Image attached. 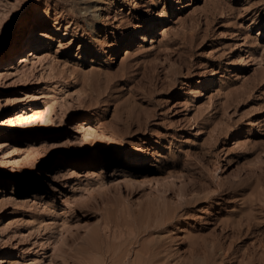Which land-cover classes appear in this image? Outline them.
Instances as JSON below:
<instances>
[{
	"label": "rangeland",
	"instance_id": "obj_1",
	"mask_svg": "<svg viewBox=\"0 0 264 264\" xmlns=\"http://www.w3.org/2000/svg\"><path fill=\"white\" fill-rule=\"evenodd\" d=\"M47 104L0 123V264H264V0H0V122Z\"/></svg>",
	"mask_w": 264,
	"mask_h": 264
},
{
	"label": "bare ground",
	"instance_id": "obj_2",
	"mask_svg": "<svg viewBox=\"0 0 264 264\" xmlns=\"http://www.w3.org/2000/svg\"><path fill=\"white\" fill-rule=\"evenodd\" d=\"M41 15L37 13V15L33 19L40 18ZM42 24L41 19H37L35 24L33 25L34 28L30 30L29 33H31V37L29 41L33 40L34 38H38L41 36V31L38 29L40 25ZM152 25V24H151ZM151 28H153L151 26ZM145 37V34L143 35V38ZM2 41H6L8 39V36L2 37ZM17 37L16 35H11L10 40L11 41H16ZM43 47V46H42ZM41 49V48H40ZM37 56V51L30 50L27 54V56H22L21 61H30V58L36 57ZM25 63V62H24ZM54 104H47L45 108H39L37 106H30V107H22L18 111L14 112L13 114L8 115L7 117L3 118L1 125L2 126H8L11 128H27V127H37L43 122L46 124L50 123V119L48 116L52 112ZM12 124L16 125L13 126ZM82 129H84L87 133H92L94 130L93 126H90V122L84 124L81 126ZM88 142H90L88 140ZM14 154H16L17 150H13ZM32 153V152H31ZM131 156L134 157L135 159L143 158L144 155L140 152H133L131 153ZM9 163V162H8ZM12 164V163H11Z\"/></svg>",
	"mask_w": 264,
	"mask_h": 264
}]
</instances>
